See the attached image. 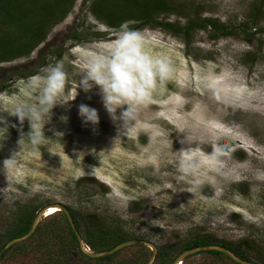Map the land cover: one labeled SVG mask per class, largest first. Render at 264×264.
Masks as SVG:
<instances>
[{"label": "rangeland", "instance_id": "obj_1", "mask_svg": "<svg viewBox=\"0 0 264 264\" xmlns=\"http://www.w3.org/2000/svg\"><path fill=\"white\" fill-rule=\"evenodd\" d=\"M131 1L138 5L75 0L29 57L0 65V89L7 85L0 90V251L27 211L36 216L54 203L92 219L94 233L104 224L166 249V261L155 264H172L195 236L228 244L249 239L264 248V0ZM117 6L129 9L115 27L99 13ZM203 20L233 34L198 27ZM191 22L189 46L156 25ZM124 24L141 34L152 58L167 61L169 72L163 82L153 78L136 120L118 136L99 89L86 93L77 81L83 55L109 46ZM55 60L67 74L65 98H76L53 109L45 136L33 144L24 135L30 122L14 113L34 98L41 69ZM82 103L99 112L95 130L82 123ZM39 227L0 264H129L142 251L131 246L111 261L90 260L77 254L63 213L44 216ZM184 264L236 263L208 251Z\"/></svg>", "mask_w": 264, "mask_h": 264}, {"label": "clouds", "instance_id": "obj_2", "mask_svg": "<svg viewBox=\"0 0 264 264\" xmlns=\"http://www.w3.org/2000/svg\"><path fill=\"white\" fill-rule=\"evenodd\" d=\"M41 72L33 90L34 98L22 102L14 113L21 123L26 119L30 122V131L22 134L27 135L33 144L40 143L45 136L44 127L51 121L53 109L57 105H67L76 98H65L67 74L62 60H55L42 68ZM168 72L167 61L152 58L144 50L141 34L124 24L109 46L83 55L77 89H83L86 93L99 89L103 106L116 124L119 136L136 120L139 105L154 87L153 78L158 77L163 82ZM78 114L82 123L91 125L93 130L100 123L97 109L87 104L78 106ZM60 119L65 123L68 121L67 116Z\"/></svg>", "mask_w": 264, "mask_h": 264}, {"label": "trees", "instance_id": "obj_3", "mask_svg": "<svg viewBox=\"0 0 264 264\" xmlns=\"http://www.w3.org/2000/svg\"><path fill=\"white\" fill-rule=\"evenodd\" d=\"M75 0H0V65L3 63H9L15 61L22 57H29L32 52L38 48L42 43L47 40V33L49 30L61 22L65 16L71 13ZM132 7L138 5L136 1H131ZM69 7V9H68ZM128 7H112V8H102V12L99 13L103 15L108 13V19L111 20L109 23L115 27H118V21L122 20L119 17L122 15H128V11L125 9ZM108 9V10H107ZM129 9V8H128ZM96 15L99 14L97 9L94 11ZM261 12V9H256V15ZM103 13V14H102ZM124 19V18H123ZM198 27L201 28H213L217 32H222L225 35H232L233 31L229 32L227 26L220 25L214 20H203L198 21ZM156 25L161 26L163 29L172 33L174 36H182L186 41L187 45L190 44V36L195 23H188L186 26H181L178 23H157ZM138 28V27H136ZM132 30V29H131ZM77 39V37H75ZM59 57H61L59 55ZM22 75V74H19ZM28 74H24L21 77H27ZM18 77V76H17ZM14 79V78H13ZM12 80V79H11ZM16 80V77L14 81ZM6 81H10L9 78ZM13 81V80H12ZM3 88L6 89L7 85L2 84ZM70 209V208H69ZM77 229L81 233L84 242L87 246L91 248L94 252H102L113 248L114 246L123 243L127 240H131V237H126V234L121 233L120 228L112 229L104 224H101L99 231L94 233L93 226L95 222L87 220L88 218L80 216V212L70 209ZM80 213V214H79ZM35 213L34 211H27L23 217L20 218L18 224V229L12 236L9 237L7 241H11L16 238H20L26 235L33 224ZM65 217V215L63 214ZM66 228L71 236V238L78 243L74 231L70 227L66 217ZM25 222L26 226L21 227L20 224ZM92 228V232L90 231ZM41 231V227L38 228L35 235ZM221 245L229 250L233 251L236 255L249 262H254L258 264H264V248L263 245L256 243L255 241H250L245 239L242 242L236 244H228L224 242L213 241L210 237L205 236H195L189 241L185 242L182 246V251L205 246V245ZM24 244H19L13 246L2 258L5 259L6 255L9 254L13 249H22ZM141 253L137 254L138 259L130 260L129 264H142V260L147 257L143 250H148L146 247H141ZM166 249L159 248L158 258L161 263L166 261L165 254ZM212 255L218 257H224L229 261H232L227 256L222 253L209 251ZM204 253V252H203ZM79 256L83 258H88L84 256L80 251L77 252ZM119 253L111 255L106 258L100 259V261H111ZM90 260H94L88 258ZM233 262V261H232ZM234 263V262H233ZM121 264H128L126 261L121 262Z\"/></svg>", "mask_w": 264, "mask_h": 264}, {"label": "water", "instance_id": "obj_4", "mask_svg": "<svg viewBox=\"0 0 264 264\" xmlns=\"http://www.w3.org/2000/svg\"><path fill=\"white\" fill-rule=\"evenodd\" d=\"M50 207H57L60 210V212L65 215L70 227L74 231V234L77 238L79 250L84 256L91 258V259H102V258L109 257L111 255H114V254L118 253L119 251H121L127 247L143 246V247H147V248L151 249V251H152V253H151L150 257L148 258V261L146 264H155L156 259H157L158 254H159V250L153 242H149L146 240L131 239V240H127L123 243H120V244H118V245L114 246L113 248L106 250V251H102V252L92 251L89 247L86 246L81 233L77 229V226L75 224V221H74V218H73V215H72L70 209L67 206L63 205L62 203H54V204H50V205L42 208L36 214L35 219L33 221V224L30 228V231L26 235L10 241L1 249L0 261L9 249H11L15 245H19L21 243H24L25 241L29 240L35 234L36 229L38 228L40 222L44 218L45 213H47L46 211ZM208 251H215V252L222 253L225 256H227L229 259H231L236 264H258V263L249 262L247 260H244L241 257H239L238 255H236L233 251L229 250L228 248L221 246V245H216V244L205 245V246H200V247L185 250L173 261L172 264H184V262L187 259H189L195 255L201 254L203 252H208Z\"/></svg>", "mask_w": 264, "mask_h": 264}, {"label": "bare ground", "instance_id": "obj_5", "mask_svg": "<svg viewBox=\"0 0 264 264\" xmlns=\"http://www.w3.org/2000/svg\"><path fill=\"white\" fill-rule=\"evenodd\" d=\"M46 212L47 213H46L45 217H49L53 214L60 213V210L57 207H50Z\"/></svg>", "mask_w": 264, "mask_h": 264}]
</instances>
